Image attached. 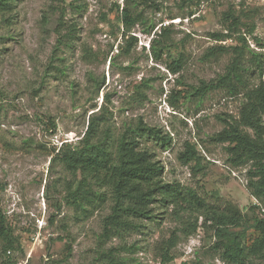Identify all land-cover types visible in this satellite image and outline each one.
Listing matches in <instances>:
<instances>
[{"label": "rangeland", "instance_id": "obj_1", "mask_svg": "<svg viewBox=\"0 0 264 264\" xmlns=\"http://www.w3.org/2000/svg\"><path fill=\"white\" fill-rule=\"evenodd\" d=\"M152 1L132 26L129 34L136 42L126 52L119 48L117 25L123 0H15L10 21L0 18V210L20 238L21 249L7 253L19 264H227L212 248L210 222L173 205L153 203V219H133L137 227L100 240L112 201L108 196L99 205L83 201L84 209L81 201L68 203V189L82 176L51 160L53 147L82 136L92 112L109 118L106 126L114 138L139 121L166 134V145L140 139V147L163 166L161 179L192 188L211 208L237 206L246 223L230 229L245 228L249 244L255 237L247 226L255 202L247 189L248 166H231L224 145L210 140L227 115L237 116L242 94L192 92L224 73L230 61L229 52L204 59L217 42L209 34L225 31L223 12L229 8L249 47L264 56V0ZM250 23L252 34L246 30ZM164 25L170 27V54L181 59L176 73L167 67L169 57L154 60L149 47ZM102 77L96 92L95 81ZM257 81L251 78L249 85ZM187 143L200 154L199 168L183 162ZM257 202L264 210V200ZM196 217L198 229L186 236L184 228ZM172 232L178 236L173 259L163 263L158 245ZM3 260L0 252V264ZM244 264H264V259L249 255Z\"/></svg>", "mask_w": 264, "mask_h": 264}, {"label": "trees", "instance_id": "obj_2", "mask_svg": "<svg viewBox=\"0 0 264 264\" xmlns=\"http://www.w3.org/2000/svg\"><path fill=\"white\" fill-rule=\"evenodd\" d=\"M123 2L124 5L117 17V25L122 39L119 48L126 52L136 42V36L129 34L132 26L141 21L143 10L151 7L153 1L123 0ZM15 4V0H0L2 21H10ZM116 7L119 9L120 5L116 4ZM137 7H141L139 11L134 9ZM223 15L225 31L209 34L217 42L206 50L204 59L229 52L230 61L224 73L209 82H201L192 95L202 97L215 89H224L230 95L242 94L243 101L237 116L227 115V118L223 119V128L213 134L210 140L224 145L226 161L231 166H248L247 189L255 202L250 206L254 215L247 226L253 229L255 237L249 244L245 228L237 231L230 229L232 226L246 223L245 215L237 206L226 204L222 210L211 208L192 188L181 186L177 182H164L161 179L163 166L153 159V154L140 147V139L150 138L166 145L169 141L166 134H161L159 129L139 121L135 126H127L117 138H114L106 126L109 118L101 111L89 115L86 129L79 139L74 142L65 140L58 149L53 147L52 153L57 151L51 157V160H59L72 174L79 172L82 176L73 190L68 189L66 198L68 203L78 205L81 201L80 206L84 209L83 201H96L93 203L98 205L105 203L108 197L112 201L110 213L103 218L102 231L99 235L101 241L137 227L133 219H153L152 204L160 203L173 205L187 213H197L202 215L205 221H209L216 239L212 248L219 250L221 259L227 264H244L249 255L264 259V214L261 213L264 210L257 202L264 200V56L251 49L245 34L239 32L241 22L232 7L223 12ZM44 18V23H47L48 19L45 16ZM254 28V23L246 25V30L250 34ZM169 29L170 27L166 25L160 28L159 34L150 40L149 47L154 60H161L163 56L169 57L171 65L167 67L172 73H176L181 68V59L170 54ZM68 32L63 35L64 45L70 43L66 39ZM161 38L165 39V42H162ZM225 39H233L235 44L226 46L218 42ZM254 40L260 44L258 37L254 36ZM60 42L62 39H59V44ZM251 78H256L257 83L249 85ZM103 84V77L95 81L96 92ZM139 88V85L135 87L137 95L141 93ZM182 159L185 163L193 161L194 169L199 168L201 164L200 154L194 144L187 143ZM198 227L196 217L195 221L186 225L183 232L188 236ZM177 238L176 232H172L169 238L159 243L161 262L173 259L171 250ZM20 249V238L14 235L0 210V252L4 256L1 264H19L17 260L10 258L7 251L11 253ZM108 255L110 258L113 257L111 251Z\"/></svg>", "mask_w": 264, "mask_h": 264}, {"label": "built area", "instance_id": "obj_3", "mask_svg": "<svg viewBox=\"0 0 264 264\" xmlns=\"http://www.w3.org/2000/svg\"><path fill=\"white\" fill-rule=\"evenodd\" d=\"M7 253H10V251H7Z\"/></svg>", "mask_w": 264, "mask_h": 264}]
</instances>
